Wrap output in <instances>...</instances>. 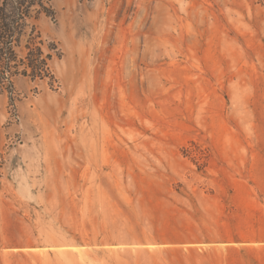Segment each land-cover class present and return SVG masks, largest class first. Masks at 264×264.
<instances>
[{"label":"rangeland","instance_id":"obj_1","mask_svg":"<svg viewBox=\"0 0 264 264\" xmlns=\"http://www.w3.org/2000/svg\"><path fill=\"white\" fill-rule=\"evenodd\" d=\"M53 74L0 93V264H264V0H50Z\"/></svg>","mask_w":264,"mask_h":264},{"label":"trees","instance_id":"obj_2","mask_svg":"<svg viewBox=\"0 0 264 264\" xmlns=\"http://www.w3.org/2000/svg\"><path fill=\"white\" fill-rule=\"evenodd\" d=\"M53 16L50 0H0V93L7 91L12 100L13 78L43 80L52 77L49 67L54 43L43 48L36 20Z\"/></svg>","mask_w":264,"mask_h":264}]
</instances>
